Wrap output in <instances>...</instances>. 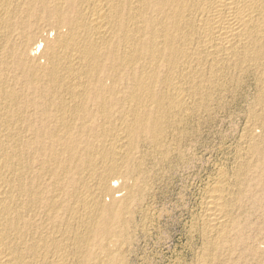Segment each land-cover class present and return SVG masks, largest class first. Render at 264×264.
<instances>
[{
    "label": "bare ground",
    "instance_id": "obj_1",
    "mask_svg": "<svg viewBox=\"0 0 264 264\" xmlns=\"http://www.w3.org/2000/svg\"><path fill=\"white\" fill-rule=\"evenodd\" d=\"M246 72L262 111L196 264H264V0H0V264L117 263L146 158Z\"/></svg>",
    "mask_w": 264,
    "mask_h": 264
},
{
    "label": "rangeland",
    "instance_id": "obj_2",
    "mask_svg": "<svg viewBox=\"0 0 264 264\" xmlns=\"http://www.w3.org/2000/svg\"><path fill=\"white\" fill-rule=\"evenodd\" d=\"M246 73L238 79L239 81L229 83L225 93L213 97L210 109H200L199 113L194 112L187 123L183 124V128L179 127L182 129L176 131L174 128L178 135L175 134L174 129L169 130L170 149H174L171 150V158L161 162L162 165H160L161 159H159L160 156L158 157L160 154L157 150L152 151L154 159L149 156L147 161L146 158L144 170L149 174L144 172V176L142 174L140 178L142 182H139L143 183L142 186H146L144 190H141L139 186L134 189L140 199L135 197L132 205V214L135 212L133 214L135 216H131V213L126 214V218L131 216L133 219L128 218L130 221L128 224L120 223L118 229H123L117 230V234L104 238L106 244L102 241L103 245L110 248L118 247L113 251L117 252L116 259L121 260H117L115 264H196L200 255L204 253L202 251L207 249L204 234H202L201 218L207 190L209 191L216 181H219L218 176L219 179L225 176L227 182H232L230 184L234 188L233 176L240 162L244 160L241 159L245 157L244 153L248 148L245 137L248 125L252 121L254 112L261 110L256 106L257 83L252 75ZM261 124L256 125L257 135L260 139L263 137L261 141H264V120ZM259 138L257 137L259 141L257 143L264 146V143L258 140ZM147 147H143L144 150L146 148L145 151L150 150ZM120 184L121 181H118L117 186ZM139 201L140 203L144 201L143 205ZM140 205H142L141 209H139ZM144 210H147V213ZM114 235L117 237H113ZM97 249L99 251V248ZM104 259L105 257L102 262L105 261Z\"/></svg>",
    "mask_w": 264,
    "mask_h": 264
}]
</instances>
